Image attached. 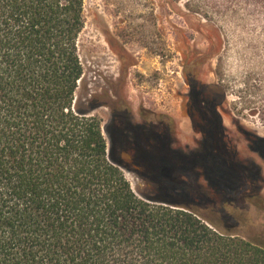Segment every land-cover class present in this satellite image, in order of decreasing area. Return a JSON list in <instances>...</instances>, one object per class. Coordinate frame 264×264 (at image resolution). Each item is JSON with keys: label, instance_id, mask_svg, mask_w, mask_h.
Instances as JSON below:
<instances>
[{"label": "trees", "instance_id": "obj_1", "mask_svg": "<svg viewBox=\"0 0 264 264\" xmlns=\"http://www.w3.org/2000/svg\"><path fill=\"white\" fill-rule=\"evenodd\" d=\"M84 23V0H0V264H264L263 229L254 230L264 199L222 139L217 86L188 77L201 140L175 148L169 131L147 134L148 120L128 107L85 97ZM249 149L264 160V137ZM125 171L148 189L135 190ZM197 189L218 195L216 205L198 204Z\"/></svg>", "mask_w": 264, "mask_h": 264}, {"label": "rangeland", "instance_id": "obj_2", "mask_svg": "<svg viewBox=\"0 0 264 264\" xmlns=\"http://www.w3.org/2000/svg\"><path fill=\"white\" fill-rule=\"evenodd\" d=\"M186 1L84 0L79 53L89 90L85 97L95 94L98 103L128 107L136 122H162L160 127L171 130L174 147L187 150L200 138L188 114L187 79L194 75L216 85L224 140L236 148L264 199V160L249 149L255 136L264 137V1L196 0L190 6ZM214 96L211 92L208 98ZM109 111L106 106L95 110L103 122ZM120 145L133 167L134 149L128 141ZM199 173L189 172L190 179L206 185ZM125 174L135 190L148 189L134 171ZM191 195L209 208L219 199L199 189ZM254 225L264 234L260 218Z\"/></svg>", "mask_w": 264, "mask_h": 264}, {"label": "flooded vegetation", "instance_id": "obj_3", "mask_svg": "<svg viewBox=\"0 0 264 264\" xmlns=\"http://www.w3.org/2000/svg\"><path fill=\"white\" fill-rule=\"evenodd\" d=\"M188 98H190L189 97V94H188ZM215 103L217 102V101H214ZM220 103H221V101H219ZM219 102H217V103H219ZM219 103V104H220ZM219 106V105H218ZM218 106H217V108H218ZM206 113V112H205ZM194 119H195V121H198V116L196 115V114H194ZM190 117V116H189ZM190 119H191V117H190ZM143 124V126H142V128L143 129H145V130H147V134H149V132L150 131H152L153 133H154V135L156 136V134H155V132H158V133H161L162 131L163 132H165V133H163V134H166V132L167 131H169L168 133H169V138H170V140H171V143H172V145L174 146V143H175V140H173L174 138H173V136H172V133L170 132V130H169V128L164 124V126L163 127H160L161 126V124H162V122H159L158 124H160V126L159 125H156L152 120H149V121H147V123L146 122H144V123H142ZM191 124H192V120H191ZM116 126V128H118L119 127V124L117 123V124H115ZM196 125H197V123H196ZM121 126V125H120ZM197 127V126H196ZM192 128H193V130H195L196 132H198L199 134H200V138H199V140L196 142V147H199V145H200V140H201V133H200V131H199V129H198V127L197 128H194L193 127V124H192ZM170 135H171V137H170ZM225 135V129H224V133H223V135H222V139H225L226 137L224 136ZM144 146H145V148H148V147H150V142H149V137H148V135H147V140H146V142L144 143ZM123 151H125V149L122 147L121 148ZM253 152V151H252ZM123 153V152H122ZM255 153V152H254ZM255 154H257V153H255ZM237 155L239 156V154H238V151H237Z\"/></svg>", "mask_w": 264, "mask_h": 264}]
</instances>
